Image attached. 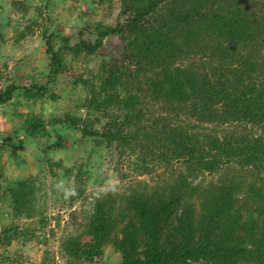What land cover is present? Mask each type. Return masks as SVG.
<instances>
[{"label":"trees","instance_id":"obj_1","mask_svg":"<svg viewBox=\"0 0 264 264\" xmlns=\"http://www.w3.org/2000/svg\"><path fill=\"white\" fill-rule=\"evenodd\" d=\"M117 2L113 26L98 23L73 40L49 33L46 19L45 83L4 78L0 87V105L54 101L51 86L68 63L96 57L114 39L117 50L100 71L73 80L84 94L75 107L83 118L33 116L20 126L24 140L42 151L51 177L52 167L72 175L69 207L82 196L87 170L80 164L73 173L46 157L61 134L77 135L71 146L88 147L89 156L102 150V162L114 156L119 181L124 169L136 177L164 170L153 184L137 179L97 192L80 232L59 241L62 264H95L104 247L118 253V264H264V0ZM20 19L35 24L26 10ZM204 174L218 178L194 184ZM35 182L27 176L1 188L0 264H21L7 248L45 225ZM22 219L36 220L37 230Z\"/></svg>","mask_w":264,"mask_h":264},{"label":"rangeland","instance_id":"obj_2","mask_svg":"<svg viewBox=\"0 0 264 264\" xmlns=\"http://www.w3.org/2000/svg\"><path fill=\"white\" fill-rule=\"evenodd\" d=\"M118 8L117 0H49L46 6L40 0H0V74L3 77L0 87L5 80H13L17 86L28 85L29 82L45 83L47 58L43 54L40 34L46 19L49 23V33L73 40L75 32L83 30L86 34L98 23L113 26L117 20ZM25 10L26 16L34 19L35 24L20 19ZM20 34L24 36L22 39H19ZM116 50L115 40L109 38L97 51L96 57H82L69 62L70 68L51 86L54 101L45 99L26 105L13 99L0 105V145H3V150H0V165L3 168L0 179V224H6L2 210L7 207V200L1 195V188L9 182L27 176L36 179L35 186L40 188L38 197L36 195L38 210L46 218L43 229L34 231L33 238L22 244L13 241L11 246L5 249L9 255L13 254L11 250L17 251L21 256V264H41L43 257L47 259V264H62L59 241L67 234L76 235L80 232L78 226L82 223L85 213L90 210V203L97 192L112 189L113 186L125 187L137 179L153 184L163 176L164 170L160 168L156 169L151 177H136L124 169L123 173L127 176L123 181H119L118 174L112 172L113 164L116 163L114 156L109 164L104 160L102 162L99 157L103 154L102 150L89 156L88 147L80 150V147L71 146L77 135L61 134L57 147L50 154L47 153L46 157L50 156L51 161H61L63 167L72 166L73 173L80 164L83 165L82 170H87L82 183V196L69 207L68 196L75 185L72 175L63 176L60 169L52 167L55 175L51 177L46 165L40 163L44 156L42 151L36 150L33 143L24 140L25 136L21 132L23 121H28L33 116L46 120L49 116L76 113V116L83 118L84 111H76L75 107L80 105L84 94L78 85L73 84V80L80 75L84 78L83 74L89 70L100 71L101 62H107L112 56L110 52L114 53ZM68 60L69 58L66 61ZM217 178V175L204 174L193 182L205 186L209 182H215ZM60 181L64 182L63 191L57 190ZM21 223L28 224L33 230L38 228L34 219H22ZM2 251L0 249V254L5 255ZM118 263V253L110 247H104L95 264Z\"/></svg>","mask_w":264,"mask_h":264},{"label":"clouds","instance_id":"obj_3","mask_svg":"<svg viewBox=\"0 0 264 264\" xmlns=\"http://www.w3.org/2000/svg\"><path fill=\"white\" fill-rule=\"evenodd\" d=\"M63 184H64V182L63 181H60L59 183H58V185H57V190L58 191H63ZM111 191H115V186H113V188L112 189H110ZM65 195H67L66 193H65Z\"/></svg>","mask_w":264,"mask_h":264}]
</instances>
